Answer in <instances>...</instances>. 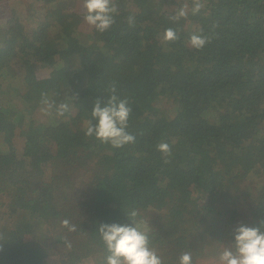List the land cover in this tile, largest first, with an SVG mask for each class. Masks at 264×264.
I'll list each match as a JSON object with an SVG mask.
<instances>
[{"label":"trees","instance_id":"obj_1","mask_svg":"<svg viewBox=\"0 0 264 264\" xmlns=\"http://www.w3.org/2000/svg\"><path fill=\"white\" fill-rule=\"evenodd\" d=\"M43 2L41 20L14 17L0 27V93L2 71L18 58L28 108H42L48 93L69 111L30 127L19 153L23 116L11 120L15 108L0 106V264H46L65 238L72 247L57 264L94 255L105 264L98 227L132 224V209L164 264H178L184 251L193 264H217L234 227L264 219V0H204L183 22L168 18L175 0H116L115 24L83 39L78 22L56 18L52 0ZM169 27L179 39L162 43ZM201 30L211 40L198 50L188 38ZM41 68L48 75L38 76ZM113 82L132 108L127 130L135 136L120 148L84 130ZM158 96L173 99L174 114L155 113ZM160 142L171 147L167 163Z\"/></svg>","mask_w":264,"mask_h":264},{"label":"clouds","instance_id":"obj_2","mask_svg":"<svg viewBox=\"0 0 264 264\" xmlns=\"http://www.w3.org/2000/svg\"><path fill=\"white\" fill-rule=\"evenodd\" d=\"M205 7L204 0H192L191 13L199 14ZM85 9L84 20L95 28L96 31L104 33L115 24L119 8L116 0H83ZM189 15L188 4L179 7L173 15L168 18L178 22L181 18ZM128 23L134 26V16H129ZM215 28L216 25H213ZM162 43L179 39L174 28H167L160 37ZM211 36L200 32H193L188 38V43L195 49H203L209 43ZM110 95L106 99L97 98L91 110V120L84 124L85 135L95 137L101 143L110 144L114 148H120L135 142L134 134L127 129L132 108L127 98H121L117 93L116 83L113 82L107 89ZM41 111L51 115L55 111L57 116H63L69 111L66 102L57 103L48 93H41ZM93 121H95L93 123ZM164 157L165 163L169 162L171 147L167 142L157 145ZM132 224L101 223L98 227L107 255L105 264H164V259L158 249L152 245L148 231L142 228L144 221L139 219V211L136 209L126 212ZM62 226L69 232H76L77 225L63 219ZM264 219L260 220L258 226H248L239 223L233 229L232 241L225 245L217 255V264H264ZM65 246L71 249V242L65 238ZM178 264H193V256L190 251L181 252Z\"/></svg>","mask_w":264,"mask_h":264},{"label":"rangeland","instance_id":"obj_3","mask_svg":"<svg viewBox=\"0 0 264 264\" xmlns=\"http://www.w3.org/2000/svg\"><path fill=\"white\" fill-rule=\"evenodd\" d=\"M177 3L171 5L170 9L172 11L177 10L183 4H188V11L192 7V0H175ZM43 0H0V27L4 26L6 23H10L13 18H19L22 22L27 25H32L34 20H40L45 15V10L42 9ZM52 10H58L56 18L62 16V18H73L78 22V28L83 35L81 39L91 30L92 26L88 25L84 20L85 9L83 8V0H52L51 5ZM72 9V10H69ZM184 18L182 19V22ZM185 26L192 28L194 24L190 20L185 21ZM3 28V27H2ZM59 64V63H58ZM50 68H41L37 71V75L40 77H45L48 75ZM25 68L23 63L18 58L12 61L11 65L5 67L2 71L3 77L2 91L0 93V106L2 108H11L13 111L9 110L7 115L11 120L23 116L22 125H18L15 129L14 141L19 153L23 151L25 143V133L31 127L34 129L37 122L48 123L51 121V117L41 111V107L30 110L27 104L24 102L21 94L26 92L28 86L25 80ZM177 110L176 105L172 98L165 96H158L154 102V111L156 114L172 115ZM1 143V142H0ZM257 183L260 180L252 179ZM255 182V183H256ZM255 183L253 185H255ZM5 196L0 195V212L5 209L2 202L6 201ZM148 231V230H147ZM150 234V233H149ZM66 246L59 244L55 247L53 254L46 259V264H57L58 258L63 255ZM99 259L98 255H94L92 259L87 260L83 264H97Z\"/></svg>","mask_w":264,"mask_h":264}]
</instances>
